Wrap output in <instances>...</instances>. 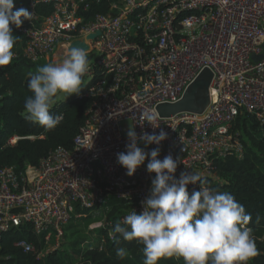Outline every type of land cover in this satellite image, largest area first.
I'll use <instances>...</instances> for the list:
<instances>
[{"label":"built area","instance_id":"1","mask_svg":"<svg viewBox=\"0 0 264 264\" xmlns=\"http://www.w3.org/2000/svg\"><path fill=\"white\" fill-rule=\"evenodd\" d=\"M50 4L53 11L40 17L37 8ZM24 8L32 19L19 28L10 24L21 36L23 58L48 63L57 49L67 52L74 40H85L87 55L96 54L87 73L88 82L94 81L76 95L92 103L73 148L58 147L23 171L0 166V237L30 225L44 241L37 257L48 253L51 239L56 248L63 229L86 213L102 216L90 229L109 225L105 212L110 198L128 201L137 213L143 210L141 202L150 195L155 177L147 171L150 157L131 176L117 161V154L127 150L130 127L138 136L163 129L168 136L158 159L171 154L179 161L177 178L196 172L206 187V181L219 180L216 160L243 156L238 133L232 131L240 113L253 115L264 136V0H120L87 22L79 13L87 10L86 0H25ZM95 32L99 34L88 41L87 35ZM206 68L212 79L204 111L159 116L156 106L178 101ZM144 111L154 115L159 127L141 119ZM139 146L146 152L157 147ZM187 188L191 195L200 183ZM107 237L112 240L113 234L108 231ZM253 237L264 245V228ZM15 246L35 252L26 239Z\"/></svg>","mask_w":264,"mask_h":264},{"label":"clouds","instance_id":"2","mask_svg":"<svg viewBox=\"0 0 264 264\" xmlns=\"http://www.w3.org/2000/svg\"><path fill=\"white\" fill-rule=\"evenodd\" d=\"M32 16L26 8L16 9L15 0H0V66L9 65L15 56L13 49L19 37L13 34L10 24L19 28ZM89 68L86 50L70 47L61 61L48 62L30 72L27 87L32 95L25 98L24 118L46 131L54 130L62 117L50 109L61 94L66 100L80 93ZM141 119L153 129L159 127L149 111L141 113ZM167 136L163 129L158 134L142 131L138 136L134 128H129L127 150L117 154L118 163L131 176L150 157L146 167L155 177L150 195L141 202L143 210L126 215L122 223H116L114 233L143 245V264H158L165 257L183 258L184 264H249L258 255L255 238L246 227L251 214L231 193L204 186L196 172H182L177 178L174 174L179 161L171 154L158 159L161 142ZM141 142L145 147H157L146 152L139 146ZM197 182L200 189L190 195L187 186ZM116 254L123 260L128 251L120 247Z\"/></svg>","mask_w":264,"mask_h":264},{"label":"trees","instance_id":"3","mask_svg":"<svg viewBox=\"0 0 264 264\" xmlns=\"http://www.w3.org/2000/svg\"><path fill=\"white\" fill-rule=\"evenodd\" d=\"M25 0H15L18 8H24ZM88 8L80 11L84 21H90L96 14H106L113 2L120 0H86ZM53 11V6L40 5L37 14L47 16ZM19 39L15 50L17 57L9 65L0 66V166H14L16 171H23L26 166H36L48 153L58 147L73 148V139L86 119V112L91 106L90 98L69 96L66 100L56 102L50 109L54 115H62L61 123L51 131L33 124L24 118V101L32 93L27 87L28 74L34 73L44 61L32 62L20 54L18 43L21 36L13 32ZM86 83V86L89 83ZM232 131L237 132L243 145V156L237 159L226 156L216 160L215 167L220 182L205 183L219 192H228L251 214V221L246 226L255 237L264 228V136L261 135L259 124L251 114L240 113L233 125ZM44 135L43 138L29 139L28 136ZM13 136L20 137L13 145L7 140ZM132 212L128 201L110 198L105 212V221L110 223L96 230L98 240L91 248L77 250V264H143V245L136 240L125 241L113 229L121 218ZM86 213V212H83ZM91 217L92 214L86 213ZM84 217V216H83ZM113 234V239L107 237V232ZM26 239L35 247V252L24 253L15 243ZM119 239V243L116 242ZM258 255L249 264H264V245L255 239ZM101 246V247H100ZM44 247L43 237L35 235L30 225L24 224L11 229L0 237V264H70L67 257L59 250L51 251L43 257L37 253ZM128 251L125 259H120L117 248ZM158 264H184L183 258H161Z\"/></svg>","mask_w":264,"mask_h":264},{"label":"rangeland","instance_id":"4","mask_svg":"<svg viewBox=\"0 0 264 264\" xmlns=\"http://www.w3.org/2000/svg\"><path fill=\"white\" fill-rule=\"evenodd\" d=\"M65 49L59 48L54 52V55L52 56L51 60L49 62H59L61 61L64 56L66 55ZM90 63L94 60L96 57L95 52H91L88 55ZM46 63V62H45ZM88 82V75L86 74L84 78V86ZM73 95V94H72ZM77 95V94H74ZM71 96V95H70ZM69 97V96H68ZM67 97V98H68ZM65 100L64 96L61 94L59 98L57 99V102ZM220 182V179L217 180V182ZM101 215H95V216H84L80 218H76L73 221H71L62 231V236L58 240V246L54 249H52V246L55 244L54 239H51L49 241V250L48 253L54 250L61 251L65 258L67 257V262L70 264H77L76 263V251L80 250L83 251L86 248L93 247L96 244V241L98 240L97 237V231L95 229H90V226L93 222H97L101 220ZM45 254L42 253L41 257H43Z\"/></svg>","mask_w":264,"mask_h":264},{"label":"water","instance_id":"5","mask_svg":"<svg viewBox=\"0 0 264 264\" xmlns=\"http://www.w3.org/2000/svg\"><path fill=\"white\" fill-rule=\"evenodd\" d=\"M98 32L87 35L89 41L93 39ZM81 47L89 51V45L85 40H74L67 46ZM256 59L255 57H253ZM212 79V73L209 69H203L196 78L185 88L181 98L174 103H162L156 106V111L161 117H170L180 112H191L200 114L209 103V85Z\"/></svg>","mask_w":264,"mask_h":264}]
</instances>
